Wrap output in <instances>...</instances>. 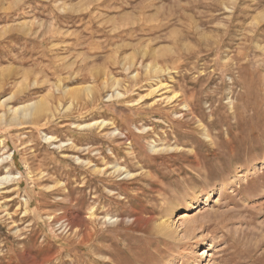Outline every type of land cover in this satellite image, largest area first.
Masks as SVG:
<instances>
[{"label": "rangeland", "instance_id": "374dc122", "mask_svg": "<svg viewBox=\"0 0 264 264\" xmlns=\"http://www.w3.org/2000/svg\"><path fill=\"white\" fill-rule=\"evenodd\" d=\"M60 81L96 94L0 124V264H264V0H0V115Z\"/></svg>", "mask_w": 264, "mask_h": 264}, {"label": "bare ground", "instance_id": "6f19581e", "mask_svg": "<svg viewBox=\"0 0 264 264\" xmlns=\"http://www.w3.org/2000/svg\"><path fill=\"white\" fill-rule=\"evenodd\" d=\"M144 50V49H143ZM142 50V51H143ZM146 50V49H145ZM144 50V51H145ZM156 52V51H155ZM149 53V52H148ZM174 53V52H173ZM160 55L162 56L161 54H157V56ZM190 55V54H189ZM146 56V55H145ZM144 56V57H145ZM156 56V55H155ZM157 58V57H156ZM153 59V58H152ZM158 59V58H157ZM161 59V58H160ZM156 60V59H155ZM128 62V61H127ZM155 62V61H154ZM72 63V62H71ZM151 63V62H150ZM153 63V61H152ZM156 63V62H155ZM165 63V62H164ZM69 64V63H68ZM133 64V63H132ZM146 64V63H145ZM122 65V64H121ZM130 65V64H129ZM166 65V64H165ZM169 66V65H168ZM122 67V66H121ZM132 68V66H130ZM128 67V68H130ZM138 67V66H137ZM145 67V66H144ZM172 67V66H171ZM64 68V67H63ZM66 68V67H65ZM108 68V67H107ZM136 68V67H135ZM126 69V68H125ZM172 69V68H171ZM65 70V69H64ZM63 70V71H64ZM144 70V69H143ZM145 70L150 72V71H153L155 72V75L156 73H163L164 71H169V67H166V68H162L160 65H157V64H150L146 66ZM80 71V69H79ZM98 71V70H97ZM107 71V70H106ZM126 71V70H125ZM130 71V69H129ZM136 72V71H135ZM144 72V71H143ZM170 72V71H169ZM73 73V72H72ZM96 73V72H95ZM93 73V74H95ZM91 74V73H90ZM97 74V73H96ZM95 74V75H96ZM79 75V74H78ZM103 75V74H102ZM101 75V76H102ZM131 75V74H130ZM65 76V75H64ZM100 76V75H99ZM106 76V75H105ZM135 77L137 76V74L134 75ZM97 77V76H96ZM147 77V75L145 76ZM149 77V75H148ZM61 78V77H60ZM70 78V77H69ZM131 78V77H130ZM138 78V77H137ZM64 79V78H63ZM66 79V78H65ZM95 79V78H94ZM132 79V78H131ZM174 79V78H173ZM64 81V80H63ZM36 82V81H34ZM66 83V82H65ZM97 83V82H96ZM100 83V82H99ZM35 84V83H34ZM64 84V83H63ZM101 86L102 87H105V89L107 88H110L112 90L111 93H108V96L109 98H112L113 96H116L115 98L117 97H121L122 93L119 89V84H120V81L118 78L114 77V76H111L110 77H103L101 79ZM167 83H163L161 80L158 81L157 83V86L152 90L153 92H159L161 90H163L164 88L166 89L167 88ZM52 86V85H51ZM54 86V85H53ZM96 86V85H95ZM152 86V85H151ZM53 88V87H52ZM100 89V88H99ZM103 89V88H102ZM98 90V89H96ZM101 90V89H100ZM151 90V89H150ZM23 92V90H17L16 92L14 91V93H11L10 95L4 97L1 102H0V105H4V104H7V103H11L13 102V100ZM153 92H152V95H153ZM165 92V91H164ZM81 93H84V95H87L88 97H91V95H94L96 94L95 92V89L91 86V85H87L83 88H70V86H67V87H64L62 84H61V81L59 83H57L55 86H54V90L51 91V87H50V91L48 92V94L45 96V97H42L40 99H37V100H34V101H31V102H27V103H24V104H20L16 107L13 106V108H10L9 111V116H7L5 113H3L2 115H0V124L4 123V124H13V123H21L23 121H26V120H29V119H35V120H39L41 118H45V117H49V116H52V117H55L56 113H59L60 111H67L69 109L72 108V106L75 104V102L78 100V98L80 97ZM107 93V92H106ZM125 93V92H124ZM155 93V94H156ZM162 93V92H161ZM160 93V94H161ZM151 94V93H150ZM22 95V94H21ZM97 96V95H96ZM100 96V95H99ZM167 96V95H166ZM177 96V95H176ZM19 97V96H18ZM170 97V96H169ZM87 98V97H86ZM163 98V97H162ZM165 98V96H164ZM175 98V96H174ZM89 99V98H88ZM91 99V98H90ZM93 99V98H92ZM16 100V99H15ZM69 100L68 104L66 105L65 101ZM160 100H161V97H160ZM163 100V99H162ZM79 101V100H78ZM174 101V100H173ZM80 102V101H79ZM161 102V101H160ZM163 102V101H162ZM165 102V100H164ZM172 102V101H171ZM133 103V102H132ZM178 103V102H177ZM188 103V102H187ZM136 104V103H135ZM134 104V105H135ZM152 104V103H151ZM156 104V103H155ZM168 105V104H167ZM186 108V107H185ZM191 108V107H190ZM71 111V110H70ZM68 112V111H67ZM62 113V112H61ZM185 114V113H184ZM59 117V116H58ZM48 119V118H47ZM97 123L96 121L95 122H91V123H88L86 125H82V127L84 126H91L93 124ZM103 123V122H101ZM105 123V122H104ZM18 125V124H17ZM22 125V124H21ZM81 125V124H80ZM79 125V126H80ZM100 125V124H99ZM105 127V125H104ZM90 128V127H89ZM118 130V129H117ZM115 130L114 131V134L117 133L118 134V131ZM121 133V132H120ZM116 134V135H117ZM121 135V134H120ZM47 138L49 140H53V136H47ZM48 140V141H49ZM53 144V143H52ZM64 146V142L63 144H60L58 145V147H62ZM153 148L155 149L156 148V145L153 144ZM158 148V147H157ZM8 158H11V154L7 155V156H3L2 157V160L1 162H4L6 161ZM88 162V161H87ZM97 168V167H96ZM105 168V167H104ZM100 169V168H99ZM122 169V167H118L116 168V170H120ZM102 170V169H101ZM107 170V168H106ZM104 172V171H103ZM102 173V172H101ZM108 173V171H107ZM123 173V172H122ZM129 173V172H128ZM109 174V173H108ZM115 174V173H114ZM130 174V173H129ZM113 175V174H112ZM246 175V174H245ZM14 177H16V175H12L11 173H8V174H5V175H2L0 176V186L5 183V182H9L11 179H13ZM242 178V177H241ZM12 181V180H11ZM27 203V201H26ZM197 203V202H196ZM193 204V203H192ZM194 205V204H193ZM192 205V206H193ZM199 203L198 205H196V209L197 210L199 208ZM95 208V207H93ZM201 209V208H200ZM27 210V209H26ZM200 211V210H199ZM91 213L92 216L93 215V210H90L89 211ZM95 213V212H94ZM198 213V211H197ZM210 213V212H209ZM89 214V213H88ZM199 215V213L197 214ZM203 215H208V214H203ZM212 216V214H210ZM209 215V217H210ZM63 216V215H62ZM165 216V215H164ZM196 216V214H194V217ZM200 216V215H199ZM58 217V216H57ZM61 217V216H60ZM160 217V216H159ZM193 214L192 212L190 211H187V212H180V211H177L176 213L172 214V215H169L167 217H160V219L158 220H155V224H156V228L158 229L159 232H161L162 234H164L165 236L169 237V238H172V237H175L176 239H184V235H182L183 237L180 238V232H179V229H180V225H186L185 226V237L187 236H194V234L196 233V230H197V226L195 224L193 218ZM198 217V216H196ZM206 217V216H205ZM97 218V217H96ZM108 219H110L108 216H107ZM91 219V218H89ZM221 219V218H220ZM57 220V219H56ZM140 220V219H139ZM147 220V219H146ZM150 220V218L148 219ZM209 220V219H208ZM79 221V220H78ZM68 222V221H67ZM70 222V220H69ZM68 222V223H69ZM84 223V219L83 221H81ZM98 222V221H97ZM105 222V221H104ZM107 222V221H106ZM214 222V221H213ZM61 223V222H60ZM150 223V222H149ZM180 223V224H179ZM62 224V223H61ZM65 224V223H64ZM80 224V223H79ZM78 224V225H79ZM211 224V223H210ZM68 224H66L67 226ZM77 225V226H78ZM82 225V224H81ZM223 225V224H222ZM70 226V225H69ZM88 226V225H87ZM204 226V225H203ZM79 227V226H78ZM77 227V228H78ZM80 228V227H79ZM87 228V227H86ZM184 228V227H183ZM70 229V228H69ZM75 229V228H74ZM84 229V228H83ZM80 231V230H79ZM199 232V231H198ZM73 234V233H72ZM79 234V232H78ZM89 234V233H88ZM74 235H75V232H74ZM77 235V233H76ZM90 237H91V234H89ZM89 237V236H88ZM89 237V238H90ZM174 238V240H176ZM84 240V238H82ZM194 239V238H193ZM83 240L81 242H83ZM180 240H177V241H180ZM185 240V239H184ZM183 240V241H184ZM187 240V239H186ZM182 241V242H183ZM188 241V240H187ZM82 244V243H81ZM186 247V246H185ZM186 252V251H185Z\"/></svg>", "mask_w": 264, "mask_h": 264}]
</instances>
